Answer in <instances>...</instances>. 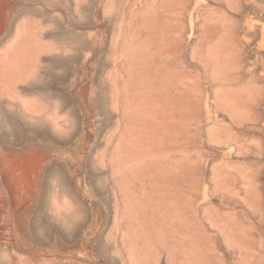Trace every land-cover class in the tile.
<instances>
[{
  "label": "rangeland",
  "instance_id": "rangeland-1",
  "mask_svg": "<svg viewBox=\"0 0 264 264\" xmlns=\"http://www.w3.org/2000/svg\"><path fill=\"white\" fill-rule=\"evenodd\" d=\"M0 264H264V0H0Z\"/></svg>",
  "mask_w": 264,
  "mask_h": 264
},
{
  "label": "bare ground",
  "instance_id": "bare-ground-1",
  "mask_svg": "<svg viewBox=\"0 0 264 264\" xmlns=\"http://www.w3.org/2000/svg\"><path fill=\"white\" fill-rule=\"evenodd\" d=\"M174 148H175L174 150H175L177 153H178V152L180 151V149H181V147H180L179 145L175 146ZM188 155H190V154H188ZM186 160H187V159H186ZM77 224H78V223H77ZM77 224H76V225H77ZM79 224H80V223H79Z\"/></svg>",
  "mask_w": 264,
  "mask_h": 264
}]
</instances>
